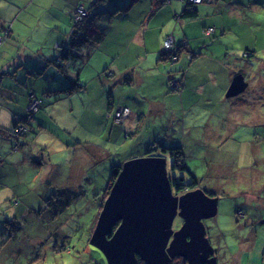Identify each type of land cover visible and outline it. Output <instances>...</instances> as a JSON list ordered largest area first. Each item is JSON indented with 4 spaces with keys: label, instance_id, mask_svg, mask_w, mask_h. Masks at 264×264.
Wrapping results in <instances>:
<instances>
[{
    "label": "trees",
    "instance_id": "trees-1",
    "mask_svg": "<svg viewBox=\"0 0 264 264\" xmlns=\"http://www.w3.org/2000/svg\"><path fill=\"white\" fill-rule=\"evenodd\" d=\"M182 1L185 5L183 6L181 4L180 11L172 14L170 17L173 25L171 28L172 32H167L161 41L162 49L159 50V59L161 61L160 73L157 71L155 78L157 85H163L164 88L161 92L156 90L155 95H152L154 88L150 89V86L154 84V79L140 86L134 85L132 86L133 88H129L128 92H124L121 87L117 88L112 86V79L116 75L110 69V61L114 57L101 62L103 66L102 70L93 69L92 67V72H90L88 78L85 80L79 78L78 72L73 80L68 76L65 78L63 76L67 73L65 69L66 65H64L63 61H69L68 71L72 70L76 72L82 68L81 66L84 65L87 60L86 58L91 53L93 54L99 50L105 36L111 33L112 28L110 24L112 19L129 21L130 24L133 23L140 29H144L145 23L147 22L146 19L156 13L155 11H153L154 13L149 11V0H129V3H127V0H114L111 5V7L116 8L114 11H117L125 3L131 4L134 2V5L130 8V5H127L123 14L117 16L112 15L109 19L104 16L107 19H100L97 23V29H90L91 26L89 27V25L85 27L81 23H76L72 13L69 16L70 31L68 32V36L63 40L60 39V42L65 48V52L69 54L68 56L66 54H60L61 57L59 58L57 57L58 55L54 56L55 58H50L47 70H43L42 66L38 65L39 72L33 76L29 74L27 68L24 66L21 69H17L18 71L15 70L17 67L15 69L13 67L14 70H12V66H9L7 69L8 76L6 75L7 78L5 79V71H0V113L10 112L12 115V118L7 117L8 121L3 120L4 122H0V244L4 242L5 237L10 235L1 226L3 219L5 222L12 223L16 231L12 235L11 241L7 243L10 253L5 255L3 251H0V264H35L32 262L33 253L30 250H22L18 244H14L21 243L17 242L18 239L23 241L25 239L30 240L34 235H37L39 239V248L33 249L34 253L38 254L35 258H46L47 256L50 258L51 255L56 258V233L58 232L56 231L55 234L53 232L56 230L57 224L62 221L58 216L62 214L65 206L71 199L74 208H78L76 202L79 200L77 197L79 192L74 193L73 190L71 192L66 182L69 181L71 176L74 178L79 177L82 171L80 170L82 160L86 153L91 150L93 154L95 151L100 150L108 152V157L96 159V163L92 166L84 167L86 170L85 179L99 181L100 185L98 189L100 191L98 193L100 194L107 193V190L112 186L121 168L119 159L112 157L114 151L120 155L123 161L135 156H165L169 154L172 157L170 168L180 169L191 179L190 182L185 183L180 181L182 178L169 177L172 190L175 194L195 187H202L208 194L216 196L217 201L219 199L220 202V193L226 191L231 192L236 188L235 185L237 182L234 180L229 184L231 185L230 189H228V184L226 186L224 185L225 178L233 179L228 174L229 170L223 174L216 172L211 174V168L206 170V172L202 170L204 166L209 167L211 161L216 165L219 161L223 160L215 157L216 153L209 148L211 143L205 139L203 134L204 128L201 127L202 131L200 134L202 137H200L201 135L197 131L193 130L192 134L194 136L189 138V133L185 129H176L174 126V123H176V120H174L176 115H178V119H182L179 122V126L182 127L184 124L181 100L183 98H191L195 91L193 88L194 84H185V80L193 77L191 76L187 79V73L193 70L192 65L198 57L214 55L213 43L222 41L224 38L221 36L229 30L224 27H217L215 23L208 24L207 26L197 21L202 28L201 37L193 39L191 43L183 37L182 30L184 26L189 25L185 23L196 18L199 14L198 9H200V6L205 1L212 2L213 0H199L198 2H192L190 0ZM170 2L171 0H155L154 5ZM82 3L84 4L83 7L86 8V18L83 19L86 23L89 20L90 14H92V10L99 6V0H79L75 2V6L73 7H79ZM101 5L102 0L98 10L102 8ZM129 10L130 12L128 13ZM158 19L159 17L156 15L149 23L155 22ZM149 23L147 22L148 28L145 31L147 36L151 37L153 30ZM168 37H170L169 39H171L172 43L168 49H164L163 44ZM207 37L210 39L208 40ZM75 38L78 39L77 42ZM180 47L181 50H177ZM89 48L90 51H88ZM174 48L177 51H175V55H172L171 51ZM82 52L87 56L85 60L79 57ZM166 52L167 55L165 54ZM35 58H38L36 53ZM56 59H60L63 65L61 66L60 63L56 65ZM176 59L177 61L174 62L173 60ZM152 60L155 62L154 59ZM36 61V59H33L32 63ZM56 66L60 67H58L60 73L56 72L58 71L56 70ZM163 72L169 74H164L165 76H169L166 81L161 80L164 78ZM173 73L177 74V77L170 75ZM171 78L174 82H178L175 88H172L169 82ZM93 80L98 82V87L87 91L91 87H88V83ZM171 90L174 92H171ZM185 91L186 94H184ZM153 98L154 101L162 103L167 108L164 112L166 118L164 123H161L163 119L157 118L155 121L154 115H146V110L144 112L140 110L139 112L138 109L137 111L140 117L135 121L133 129L127 128L124 121L117 122L115 119L118 108L126 107L129 111H132V109L138 107L139 103L145 105L146 101H151ZM33 99L38 100V107L34 111H29L28 105ZM56 102H62L63 105L60 108L63 107L65 109L68 107L71 108V105H77L86 109L90 108L91 116L82 117V123L85 126L81 128L82 137H75L72 132L70 135L69 132L65 131V133H56V124L54 121L50 123L44 118L39 117L40 112L52 110ZM189 105L187 104L188 107ZM96 108L99 109L98 112ZM187 114L189 119L194 113ZM166 120H169L171 123ZM197 125L202 126V124L198 123L190 127L194 129ZM133 132L136 133L135 136H133ZM164 132H171L173 135L171 139L167 138L164 141H160L156 134L165 135L163 134ZM107 140L111 141L109 144L110 148L106 147L105 142ZM155 142L158 144V148L152 147V144ZM117 144H128L129 146L127 147L128 149L119 153V150H114ZM55 152L56 156H60L59 162L51 161V155ZM201 152H204L202 157H200ZM259 158H255V167L257 169L259 167L263 168L264 163V160L261 158L260 163H258L257 160ZM195 159L199 160L196 162ZM103 160L105 161L102 162ZM194 161L195 163L192 165L191 163ZM53 164H56V182L54 179ZM48 168L52 170V178H48V170H50ZM199 170L201 174L198 173ZM204 174L211 176L209 178L211 182L210 184L207 183V186L206 184L205 186L200 185L202 175ZM216 179H219L218 183H215ZM254 183L255 180L252 181V177H250L246 185L242 183L244 188L238 187L242 189V192H245V197L253 196L252 200L247 201V198H245V201L242 203L248 208L252 216L259 215V222L264 224V176H261L255 185ZM92 185V183L84 182L83 187L87 191H91ZM55 188L57 189V196L63 195V199L60 200L62 204L59 206L60 209L56 210L57 215L51 214L48 217L47 213H43L41 208L39 210L41 206L39 205V201L42 202L47 199L48 195H46V192L53 191ZM70 194H72L71 199L69 198ZM256 197H259L263 201L262 205L259 204ZM103 201L104 199L101 197L98 205H101ZM250 207L251 209H249ZM91 225L92 219L87 227L86 235H81L77 240L74 238L71 239L70 237L69 244H72L70 248L75 247L80 249V245H86L90 249H93L92 247L94 246L87 245L89 244L88 228ZM205 226L206 235L209 236L210 228L206 224ZM50 232L52 234L47 237L46 234ZM44 264L51 263L45 261Z\"/></svg>",
    "mask_w": 264,
    "mask_h": 264
},
{
    "label": "rangeland",
    "instance_id": "rangeland-1",
    "mask_svg": "<svg viewBox=\"0 0 264 264\" xmlns=\"http://www.w3.org/2000/svg\"><path fill=\"white\" fill-rule=\"evenodd\" d=\"M76 1L79 0H35L31 5L30 10H39L41 12L40 17H43L46 15V12L44 10H46L48 6L53 5V7H56V9H65L68 25L70 23L69 16L73 13L74 21L76 23H81V25H85V27L86 25H89V27L91 26L90 29H97L98 21L102 18L107 19L103 16L102 13L97 12V10L100 8L101 2V0H99V6L92 10V16L89 17V20L85 23L83 19L86 18V12L79 9V7H73L75 6ZM4 2L5 1H3V6L5 5ZM177 3H180L183 6L185 5L182 0H172L170 3H167V5L173 6ZM82 5L84 4L82 3ZM13 10H15V7H12L11 12L7 15L6 13L8 12V10L2 11V15H4L3 17H10L11 15H13ZM198 12L199 14L196 16V18L192 19V21L190 22L195 23L196 25L198 22L204 23L207 26L208 24L215 23L217 27H224L229 29L225 35V43L228 42V44L239 46L241 41V46L247 44L249 45L251 56L244 58V52L241 53V55L245 60H253V67L250 69L251 71H253L252 73L254 78V80H251L250 85L242 93V95H236L237 97L234 98L232 106L229 109L231 115L230 117H232L231 121L227 125L222 126V128L220 127L218 134L213 129L208 131L204 129L203 131L205 139L207 141L209 140L208 142L211 143V146L209 148L212 149L214 153H216L215 157L221 158L223 160L219 161V163H217L216 165H214L211 161L209 163V167L204 166L202 170L206 172V170L211 168V174H214L215 172L218 174H223L229 170L228 174L229 176H232L233 179H224V185L226 186V184H228V189L231 188V185L229 184L233 180L237 182L235 185L236 188H234V190H232L231 192L226 191L219 194L220 202L218 199L216 214L212 218L205 220V224L210 228V235L207 236L210 243L215 248V254L217 253L219 255V261L217 264H264V224L259 222V215L252 216L248 208L242 203L245 201V198H247V201L252 200L253 196L245 197V192H242V189H240L244 188L243 184L246 185L250 177H252V181L255 180L256 183V181L260 179L261 176H264V163L263 168L259 167L260 170L255 167L257 158L260 157L262 160H264V0H213L212 2L205 1L200 6V9H198ZM60 19L62 20L63 18ZM60 19L56 16L57 25L62 24ZM105 25H107V23H105ZM153 26L154 24L150 23V27L152 30ZM114 27L115 24L111 29V33L108 34L105 41L101 43L99 50L94 52L88 60L87 68L93 67V69L102 70L103 66L101 62L107 61L108 58H111L113 56H115V59L113 60L112 65H117V59L122 56L121 50L120 48H118V44L121 40L122 34L120 33V26L117 25L115 30L113 31ZM242 28L248 34V40L244 37H241L239 41L240 35L236 33V30ZM5 30H0V45L2 41L4 42V40L6 41L9 38ZM169 38L170 37H168L167 39ZM207 38L208 40L210 39L209 37ZM13 44L19 45L20 42L13 41ZM170 46L171 45L165 47V44H163L164 49H168ZM57 49L60 51L63 50V45L61 42L58 43ZM178 49L181 50V47L177 48V50ZM172 50V55H175V51L177 50H175V48ZM165 54L167 55V52ZM57 57L59 58L61 56L58 55ZM173 61L176 62L177 59ZM58 63H60L61 66L63 65L60 59H56V65H58ZM259 63H262V65L260 66ZM250 64L251 61H248L246 63V71L249 70ZM58 67L56 66V70L59 71ZM258 68L262 69V79L259 75V72L255 70ZM11 69L13 70V66ZM87 75H89V72L86 73V70H82L83 80L88 78ZM7 76L5 74L4 79L7 78ZM169 82L172 85V88H175L178 83L177 81L174 82L172 78L171 80H169ZM88 87L90 88L87 89V91H91L98 87V82L96 80H93L88 83ZM38 103V100H31L28 105V110L34 111L38 107ZM62 105V102H56L52 110L40 112L39 117L44 118L50 123L54 121V123L56 124V133L69 132L70 135V133L72 132L75 137H82L81 128L85 127L82 123V117L91 116L90 108L86 109L77 105H71V108L68 107L67 109H65L63 107L60 108V106ZM96 109L98 112L99 109ZM115 115L116 117H114L117 122L124 121L127 128H134L135 122L130 121L132 116H135L134 113H131V111L125 109V107H122L118 108V111ZM201 116H203V114ZM7 117L12 118L10 112H1L0 122H2L3 120L6 121ZM218 117L220 116L218 115ZM199 120L200 118H198V122ZM185 122L187 125L185 131L189 133V138H192L194 136L192 134L193 130L197 131L198 134H200V132L202 131L201 127L203 125H197L196 128L192 129V127H189L188 118H185ZM58 128L60 129L58 130ZM135 135L136 133L133 132V136ZM200 137H202V135ZM110 143V140H107L105 142L107 148H110ZM152 145V147L158 148V144L156 142ZM128 146V144H117L114 150H119V153H122L123 151L128 149ZM203 154L204 152H201L200 157H202ZM103 157H108L107 151H95L93 154L91 150L90 152L88 151L86 153L84 159L82 160V164L85 163L86 167H89L96 163V159H103ZM112 157H115V159H119V161L121 162L120 167H122L124 161L121 160L120 155L116 154L114 151ZM164 157L166 160L167 174L170 177H176L177 179L182 178V180L180 181H183L185 183L190 182L191 179L189 176H187L186 173L182 172L178 168H170L172 157L169 154H166ZM260 158L257 160L258 163H260ZM198 160L199 159H195L196 162ZM51 161L59 162L60 156H56V152L53 153L51 155ZM104 161L105 160H103L102 162ZM195 161L191 164L193 165ZM48 169H50L48 170V176L52 178V170L51 168ZM53 169L54 179L56 182V164H53ZM82 173L83 170L81 171V174ZM85 173L86 172H84V174ZM198 173L201 174V171L199 170ZM209 178H211V176L205 174L202 175V182H200V185L205 186L206 184L207 186V183L210 184L211 179L209 180ZM79 181L84 185V180H82L80 176L78 178H74L71 176L69 181L66 182L70 185V187L73 188L72 190L74 193L79 192L77 196L79 200L76 202L78 208L76 209L72 205L71 195V200L65 206V210H63L62 214L58 216V218L62 221L59 226H56V230H54L53 232V234H55L56 231L58 232L56 233V258L52 255L50 256V258L49 256H47L46 258H34L32 262H34L35 264H44L45 261L51 264H108L105 254L97 247H92L93 249H90L89 246L87 247L86 245H80V249H77L75 247L70 248L72 246V244H69L70 237L71 239L74 238L75 240H77L81 237V235H86L87 227L92 219L93 223L88 228L89 242V238L92 234V230L98 217L97 215L101 210L102 204L98 205L99 199H101V197L102 199H106L109 192V190H107V193H98L100 191L98 189L100 183L99 181H93L91 179L88 183L93 184L91 186L92 190L87 191L83 187V191H81V184L79 183ZM218 182L219 179H216L215 183ZM259 188L261 189L260 186ZM96 193H98L99 195H97ZM46 195H48L49 198L45 199L42 202L39 201V205H41L39 209L41 208L43 213L47 209L52 208L51 203H56V208L61 206L62 203L60 202V200L63 199V195L57 196L56 189H54L53 191H47ZM174 195L178 194L174 193ZM257 199L259 204L262 205L263 201L259 199V197ZM249 209H251V207ZM94 211L96 212L95 215ZM181 221L182 219L178 215H175L172 221V228L177 229L181 225ZM257 222L258 224H256ZM1 226L10 234L8 237H5L6 239L4 238V242H1L0 244V251H3V253L7 255L8 253H10V249L8 248L7 243L11 241L12 235L16 232L15 226L12 223L5 222L4 219L3 221H1ZM50 234H52V232L47 233V237H49ZM17 242L21 243L14 244H18L22 250H30L31 253H34L33 249L39 248V239L37 238V235L32 236L30 240L25 239L23 241L18 239ZM76 243L78 244V242ZM136 260V264H147L145 261L138 258ZM168 264H184V261L181 257H175L170 260Z\"/></svg>",
    "mask_w": 264,
    "mask_h": 264
},
{
    "label": "crops",
    "instance_id": "crops-1",
    "mask_svg": "<svg viewBox=\"0 0 264 264\" xmlns=\"http://www.w3.org/2000/svg\"><path fill=\"white\" fill-rule=\"evenodd\" d=\"M3 1H5L4 6ZM34 1L35 0L0 1V30L6 29L5 31H7V35L9 36V38L6 41L4 40V42L2 41L0 45V71L4 70L6 75L8 74L7 69L9 66H13L14 69L17 67L15 70L21 69V67L24 66L27 68L29 74L33 76L34 74L39 72L38 65L42 66L43 70H47L48 64L50 63V58L60 54L69 55L65 52L64 46L62 51L57 49L60 39H65L68 36V32L70 31V25H68L67 22V14L65 13V9L59 10L56 9V7H53V5H50L46 10H44L46 12V15L40 17L41 12L39 10H30V7ZM154 1L155 0H149V11H155L156 13L146 19V21L149 23V21H151L154 16L158 15L159 17L157 21L152 22L154 26L153 34L151 37H148L145 31V29L148 28L147 22L145 23L144 29H140L133 23L130 24L129 21H121L119 19H112L110 24L111 28L115 24L113 31L115 30L117 25L120 26V33L122 34L121 40L118 44V48H120L122 56L117 59L116 66L112 65L115 56H113L114 58L110 61V69H112L111 71L116 75L114 79H112V86H115L117 88L121 87L124 92H128L129 88H133L132 86L134 85L140 86L144 83H149V81L152 79H154V84L150 86V89L154 88V90L152 91V95H155L156 90L161 92L164 88L163 85H157L155 78V73L157 71L159 72V68L161 66V61L159 59V50L162 49L161 41L163 39V36L167 34V32H172L171 28L173 25L172 19L170 17L172 14L180 11L181 2L170 6L167 5V3L154 5ZM113 2L114 0H105L104 3V0H102V8L100 10H97V12L102 13L103 16H106L109 19L112 15L117 16L119 14H123L127 5H130L129 8L134 5V2L131 4L125 3V5L118 8L117 11H114L116 8L111 7ZM127 3H129V0H127ZM12 7H15V10H13V15H11L10 17H3L4 15H2V11L8 10V12L6 13L7 15L11 12ZM129 12L130 10L128 11V13ZM56 16L59 19L63 18L62 20L60 19V21L62 22L61 25H57ZM91 16L92 14H90V17ZM185 24H189L186 27L184 26V29L182 30L183 37L185 39L192 43L193 39L201 37L202 28L200 24L197 23L196 25L192 22H186ZM236 33L238 35L241 34L239 36V41L241 37H244L246 39L248 38V34L244 29H239L236 31ZM225 35L226 33L221 36L224 39L222 41H219L220 43H213L214 55L211 54L210 56L198 57L192 65L193 70H190V72L187 73V79L191 76L193 77L185 80V84H194L193 88L195 89V91L193 92L191 98H183L181 100V106L183 107L184 113V124L182 125V127L179 126V122L182 119H178V115H176V117L174 118V120H176V123H174L176 129L182 128L186 130L187 125L185 122V118H188L187 113H194L188 119L189 127L194 124L200 123L203 125L202 127L206 131L213 129L218 134L219 128L227 125L232 119V117H230L231 115L229 109L232 106L234 98L242 95V93L250 85L251 80H254L252 73L253 71H251L250 69L253 67V60L244 59L248 56H251L249 45L247 44L241 46V41L239 46L228 44L227 41V43H225ZM77 38H75L76 42L79 39ZM106 38L107 35L105 36L104 41ZM13 41L20 42V44L15 45L13 44ZM88 51H90V48L88 49ZM243 52L244 58L241 55V53ZM35 53L38 58H35ZM85 55L86 54L82 52L79 57H82L85 60V58L87 57ZM91 56L92 53L89 57L86 58L87 60L85 61L84 65L81 66L82 68L76 72L72 70L68 71L70 65L69 61H63L64 65H66L65 69L67 70L66 75H63L64 78L68 76L69 78H71V80H73L76 73L78 72L79 78L82 79V70H86V73L89 72L90 74L91 68H87V65L88 60ZM33 59H36L37 61L32 63ZM152 59H154L155 62ZM248 61H251V64L249 66V70L246 71L245 66ZM259 64L260 66L262 65V63ZM255 70L259 72V75L262 79L263 74L261 68ZM56 72L60 73V70ZM175 73L170 75H172V77H175L177 75ZM237 73L244 74V78L247 81V86L242 92L236 94L237 96L233 95L227 97L225 95L226 90L233 76ZM164 74L169 75L167 74V72H163V75ZM168 77L169 76L164 75V78L161 80L166 81ZM171 92L174 91L171 90ZM184 94H186V91L184 92ZM184 103L190 104L189 107ZM137 109L139 112L140 110L141 112H144V110H146V115H154L155 121L157 118H161L163 119L161 120V123H164L166 119L164 114V112L167 110L166 106H163V104L158 101H154V98L151 101H146L145 105L139 103L136 109H132L131 113H134L135 116H132L130 120L131 122H135L137 118L140 117ZM202 114L203 116H201ZM218 115L220 117H218ZM198 118H200L199 122ZM166 121L171 123L169 120ZM163 134L165 135L156 134L158 135L157 137L160 139V141H164L167 138L171 139V137L173 136L171 132H164ZM85 166V163H81L80 170H83V173L79 176L82 180H84L85 183H88L90 179L84 178V172H86V170L84 169ZM79 183L81 184V191H83V184L80 181ZM67 187H69L72 192L73 188L70 187L69 184L67 185ZM71 195L72 194L69 195V198H71ZM59 209L60 207L56 208V210ZM60 223H58L57 226H59Z\"/></svg>",
    "mask_w": 264,
    "mask_h": 264
},
{
    "label": "water",
    "instance_id": "water-1",
    "mask_svg": "<svg viewBox=\"0 0 264 264\" xmlns=\"http://www.w3.org/2000/svg\"><path fill=\"white\" fill-rule=\"evenodd\" d=\"M246 86L244 75L237 73L225 95H236ZM169 177L162 155L123 162L89 238L108 264H136L137 258L168 264L175 257L186 264H217L204 223L216 214V196L202 187L174 195ZM175 215L182 219L177 229L172 228Z\"/></svg>",
    "mask_w": 264,
    "mask_h": 264
},
{
    "label": "bare ground",
    "instance_id": "bare-ground-1",
    "mask_svg": "<svg viewBox=\"0 0 264 264\" xmlns=\"http://www.w3.org/2000/svg\"><path fill=\"white\" fill-rule=\"evenodd\" d=\"M48 178H50L49 176H48ZM56 189V188H55ZM173 193H174V191H173ZM98 195V194H97ZM97 197V196H96ZM48 198H49V196H48ZM51 206H52V208H50V209H47L45 212L47 213V215H48V217H49V215H51V214H55L56 215V203H51ZM40 210V209H39ZM98 212V211H97ZM94 213H96L95 211H94ZM38 256V254L37 253H33L32 254V257H33V259L35 258V257H37Z\"/></svg>",
    "mask_w": 264,
    "mask_h": 264
},
{
    "label": "built area",
    "instance_id": "built-area-1",
    "mask_svg": "<svg viewBox=\"0 0 264 264\" xmlns=\"http://www.w3.org/2000/svg\"><path fill=\"white\" fill-rule=\"evenodd\" d=\"M190 1H192V2H198L199 0H190ZM79 9H81L82 11H84V12H86V10H85V8L83 7V5H80L79 6ZM171 39H167L166 41H165V47H168L169 45H171ZM125 109H128V108H126L125 107ZM129 110V109H128Z\"/></svg>",
    "mask_w": 264,
    "mask_h": 264
},
{
    "label": "flooded vegetation",
    "instance_id": "flooded-vegetation-1",
    "mask_svg": "<svg viewBox=\"0 0 264 264\" xmlns=\"http://www.w3.org/2000/svg\"><path fill=\"white\" fill-rule=\"evenodd\" d=\"M183 192H184V191H183ZM177 194L179 195V192H178ZM204 222H205V220H204ZM181 223H182V221H181ZM216 254H217V253H216ZM216 254H215V255H216ZM216 256H217V261H219V255L217 254ZM184 264H186V262H184Z\"/></svg>",
    "mask_w": 264,
    "mask_h": 264
}]
</instances>
